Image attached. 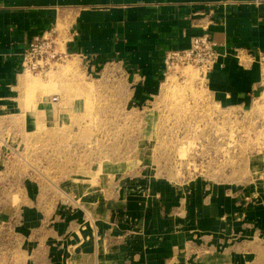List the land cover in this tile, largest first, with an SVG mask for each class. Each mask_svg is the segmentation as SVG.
I'll return each mask as SVG.
<instances>
[{"label":"rangeland","instance_id":"obj_1","mask_svg":"<svg viewBox=\"0 0 264 264\" xmlns=\"http://www.w3.org/2000/svg\"><path fill=\"white\" fill-rule=\"evenodd\" d=\"M23 76L20 102L0 111V264H68L57 224L98 256L128 254L147 236L133 203L162 220L204 217L202 251L188 246L177 264H209L215 248L223 264H264V90L227 108L196 68L173 65L157 95L133 104L114 64L77 56Z\"/></svg>","mask_w":264,"mask_h":264},{"label":"crops","instance_id":"obj_2","mask_svg":"<svg viewBox=\"0 0 264 264\" xmlns=\"http://www.w3.org/2000/svg\"><path fill=\"white\" fill-rule=\"evenodd\" d=\"M50 30L58 32L68 55L87 59L98 69L114 64L131 86L133 104H144L158 94L166 53L189 48L192 38L204 32L225 54L205 80L217 104L247 108L264 90V0H0V111L17 99L21 54L35 36ZM138 204L128 205L126 212L134 226L144 212L142 258L140 241L130 245L128 254L98 256L76 233L69 235L70 226L57 224L56 234L65 229L59 236L65 238L68 264L73 257L80 264L92 259L93 264H177L188 246L202 251V231H208L200 223L203 216L194 224L165 217L164 224L160 209ZM124 208L119 203L118 214ZM97 212L107 211L98 206ZM222 249L210 252L209 264L224 263L227 253Z\"/></svg>","mask_w":264,"mask_h":264},{"label":"built area","instance_id":"obj_3","mask_svg":"<svg viewBox=\"0 0 264 264\" xmlns=\"http://www.w3.org/2000/svg\"><path fill=\"white\" fill-rule=\"evenodd\" d=\"M225 1L232 2L233 0ZM61 44L56 30L35 36L20 56L21 71L43 73L52 64L70 56L62 51ZM224 55L222 47L211 38L208 32H204V34L192 38L189 48L168 51L164 64L166 69H170L173 65H191L206 80ZM262 62L264 64V57H262ZM58 101V97H53L50 102L57 103Z\"/></svg>","mask_w":264,"mask_h":264},{"label":"bare ground","instance_id":"obj_4","mask_svg":"<svg viewBox=\"0 0 264 264\" xmlns=\"http://www.w3.org/2000/svg\"><path fill=\"white\" fill-rule=\"evenodd\" d=\"M60 41H61V40H60ZM62 45H63V44H62ZM185 73L188 75V73H187V72H185ZM24 76H26V75H24ZM24 76L19 78V80H20V83H24V84H25L26 82H28V81H29V80H28V78H26V77H24ZM28 76H29V75H28ZM167 79H168V78H167ZM169 79H171V78H169ZM179 93H180V92H179ZM177 100H178V99H177ZM17 101H18V102H20V100H19V99H17Z\"/></svg>","mask_w":264,"mask_h":264}]
</instances>
